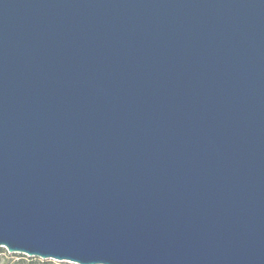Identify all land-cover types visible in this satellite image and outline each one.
Instances as JSON below:
<instances>
[{"label":"water","instance_id":"water-1","mask_svg":"<svg viewBox=\"0 0 264 264\" xmlns=\"http://www.w3.org/2000/svg\"><path fill=\"white\" fill-rule=\"evenodd\" d=\"M0 248L264 264V0H0Z\"/></svg>","mask_w":264,"mask_h":264},{"label":"snow or ice","instance_id":"snow-or-ice-1","mask_svg":"<svg viewBox=\"0 0 264 264\" xmlns=\"http://www.w3.org/2000/svg\"><path fill=\"white\" fill-rule=\"evenodd\" d=\"M43 258L37 261H28L27 264H59V262H64V264H73L77 259L67 256H57V255H42Z\"/></svg>","mask_w":264,"mask_h":264},{"label":"rangeland","instance_id":"rangeland-1","mask_svg":"<svg viewBox=\"0 0 264 264\" xmlns=\"http://www.w3.org/2000/svg\"><path fill=\"white\" fill-rule=\"evenodd\" d=\"M13 254H9L6 250L5 252L0 253V264H11L20 260H28L29 257L23 255L21 257L12 256ZM18 255V254H17ZM22 255V254H19Z\"/></svg>","mask_w":264,"mask_h":264},{"label":"trees","instance_id":"trees-1","mask_svg":"<svg viewBox=\"0 0 264 264\" xmlns=\"http://www.w3.org/2000/svg\"><path fill=\"white\" fill-rule=\"evenodd\" d=\"M5 252V249L0 248V253ZM12 256H16V257H21L23 255H17V254H13ZM37 260H41V259H37V258H29L28 260H20V261H16L13 262L11 264H27L28 261H37ZM59 264H64V262H59Z\"/></svg>","mask_w":264,"mask_h":264}]
</instances>
